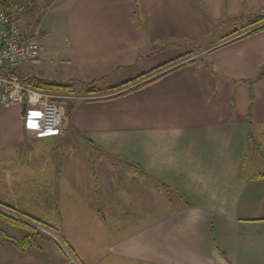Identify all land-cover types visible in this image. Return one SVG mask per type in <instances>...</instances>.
<instances>
[{"label":"crops","instance_id":"crops-1","mask_svg":"<svg viewBox=\"0 0 264 264\" xmlns=\"http://www.w3.org/2000/svg\"><path fill=\"white\" fill-rule=\"evenodd\" d=\"M21 1L17 9L22 3L8 0L7 11L20 36L36 39L39 48L18 73L70 82L73 93L66 95L75 97V106L50 133L39 128L36 112L28 120L26 108L10 106L3 147L19 148L29 138L32 147L35 140L47 144L49 154L36 163L41 168L29 201L36 207L22 205L26 195L19 188L6 189L0 199L54 222L84 264H106L102 257L90 260L77 242L100 256L108 226L102 210L115 215L120 206L107 198L118 194L98 180L92 162L112 158L173 189L181 203L143 225L116 223L128 229L106 246L110 261L264 264V171L253 166L264 156H250V171L243 170L250 130L264 134V28L247 35L262 23L241 28L264 17V0ZM222 19L231 21L226 33L216 30ZM193 48L200 58L127 93L77 95L87 88L78 80L118 85ZM259 75L251 86L244 81ZM83 145L85 155L75 150ZM89 149L99 158H90Z\"/></svg>","mask_w":264,"mask_h":264},{"label":"rangeland","instance_id":"rangeland-1","mask_svg":"<svg viewBox=\"0 0 264 264\" xmlns=\"http://www.w3.org/2000/svg\"><path fill=\"white\" fill-rule=\"evenodd\" d=\"M18 2L22 3H18L19 6L22 5L20 6L22 9L24 2L21 0H18ZM230 22L231 21L222 19L217 24L216 30H223L225 33L228 32L232 27L231 25H228ZM235 24L238 25L236 22ZM204 43L205 42L201 44L200 48L204 46ZM200 52L201 51L198 48H193L190 51L191 55L184 58H187L186 60L179 61L173 65L190 60L191 58H200ZM136 83H138V81ZM134 84L135 83H132V85L126 86L123 89H129L134 86ZM83 92L84 91L82 90L81 92H78L77 95H82L81 93ZM74 99L75 97L62 99V104L67 107V101ZM11 108L13 107L4 108L0 105V198L5 197L3 193H6V189H9L10 193H12L11 189L19 188L20 191L26 195L22 200V205L26 203L25 205L32 209L33 207H36V205L29 203L33 196L30 193L31 190H33L32 187L34 186V181L37 177V171L41 168V165L38 166L36 163L39 161L45 162L47 159L46 156L49 154V148L47 147V144L41 143L43 142L41 140H35V146L32 147L29 145L32 144L30 143L31 140L29 138L26 139L28 142L20 143V146L18 145L19 148L12 145L3 147V143H5L6 140L4 138L7 134V128H11V124L5 122L7 119L13 117V110ZM66 109L67 108H65L64 112V120L67 113ZM34 112L35 109L33 107H28L26 109V118L28 120L32 117L36 118L32 115ZM250 134L251 136L248 135L245 146V163L247 164L243 167L244 171H250V163L247 161L250 156L253 155L255 158L264 156V134H262L261 130L259 131L256 129H251ZM42 140L46 141L45 139ZM73 140H78V137L73 135ZM81 147H76L75 150L78 152L82 150L85 155L86 149L84 145L82 149ZM88 154L90 158L98 157V154L93 149H89ZM93 161L92 164L98 180L109 182L111 184L110 187L114 188V191L118 194H113L114 196L110 195V197L107 198L111 200V198L114 197V205L120 206L116 214H120L121 216L117 218L115 216L116 214L111 215L106 210H102L107 216L108 226H104L106 227V236L101 237L98 244V249H100L101 252L100 256L95 254L93 257L92 255L95 252H89L87 244H84L83 242L77 243H80L82 251L89 256L90 260L93 261L97 257H102L104 259L103 261L108 264L112 262L110 261L112 258H110L109 253L105 250L106 246L116 237V233H121L128 229L126 228L127 226L118 229L115 227L116 223L124 219L123 222H126L127 225L131 223H134L136 226L143 225L146 222L162 217L177 208L181 203V199L173 189L149 179L135 168L130 167V165H126L122 162L120 163L118 160L112 158L104 157L101 159H93ZM253 166L256 167L258 171H264V162H254ZM97 195L98 197L102 196L101 191H99ZM20 207H22L21 204ZM41 213L45 214L43 212ZM98 224L101 225L102 223L99 222ZM69 228L74 237H80L78 226L72 225ZM38 231L40 233L36 237V245L31 247L27 246L22 253L17 250L12 243V239L22 238L25 235L26 230L21 227H15L3 219H0V264H84L82 260L79 259L80 257L77 256L75 250L72 253V256L68 250L62 246L61 240H65V236L60 232L59 228L58 234L40 226H38ZM111 264L120 263L112 262Z\"/></svg>","mask_w":264,"mask_h":264},{"label":"built area","instance_id":"built-area-1","mask_svg":"<svg viewBox=\"0 0 264 264\" xmlns=\"http://www.w3.org/2000/svg\"><path fill=\"white\" fill-rule=\"evenodd\" d=\"M20 9V6L15 5ZM38 42L34 38H22L19 26L0 5V105L33 107L38 115L37 124L44 132H57L64 120L66 94L39 90L24 78L18 69L26 60L37 56Z\"/></svg>","mask_w":264,"mask_h":264},{"label":"trees","instance_id":"trees-1","mask_svg":"<svg viewBox=\"0 0 264 264\" xmlns=\"http://www.w3.org/2000/svg\"><path fill=\"white\" fill-rule=\"evenodd\" d=\"M7 2H8V0H0V5L6 13H8ZM263 22H264L263 16H257L256 18L247 21L246 24H244L241 28L251 27V26H254V25L259 24V23H262V24L259 25L258 27H255L254 29L248 31L244 35H247L251 32L263 29L264 28ZM236 31L237 30L234 29L230 33L226 34L223 37L225 39L230 38L231 36L234 35V33ZM244 35H242V36H244ZM229 41H232V40H229ZM189 55H191L190 51H187L184 54L176 56L175 58L170 59V60L156 66L155 68H153L152 70H150L146 73H143V74L136 76L132 80H128V81H125L121 84L114 85V86H107L105 88H99L93 84V81H88V82H84L81 80H78V81L81 82V84L83 86L87 87L84 91L85 95H105V94L109 93V95L106 97H113V96H117V95H120L123 93H127L132 89L139 88V87L155 80L156 78L160 77L164 73H167L168 71L182 65L183 63L185 64V63L193 62L194 60H193V58H191L190 60L178 63L177 65H173V64L181 61L182 59H184L185 57H187ZM156 72H159V73L154 75ZM147 76H149V77L146 80H141V79H145ZM259 77H260V75L256 76L253 80L252 79H244V81L246 83H248L249 86H251L255 81H257L259 79ZM138 80H141V81H138ZM135 81H138V83H136ZM130 82H134L135 83L134 86H132L129 89H122L124 86H126ZM31 84L34 88L39 89V90H45V91L58 93V94H72L73 93V87H72V84L70 82L56 81V80L48 79V78H34L31 80ZM252 99H253V94H252V91L250 88V92H249L250 103H251ZM67 102H68V106L66 107L67 108L66 109L67 110L66 116L69 118V117H71L72 110L75 106V100H68ZM249 136H251V134ZM87 141L90 143V145L94 146V144L91 140L87 139ZM97 213L104 220V216L102 215V213L100 212L99 209H97ZM0 219H3L4 221L10 223L11 225H13L15 227H19V228L21 227V228L26 230V233L22 238L12 239V243L15 245V247L19 251H25L27 246L31 247V246L36 245L35 244L36 237L40 233L38 231V226L46 228V229L58 234V227L54 222L47 220L45 218H42L40 216L31 214L26 210L19 209L15 206L9 204L8 202L1 200V199H0ZM1 233H3V232H1ZM61 243H62V246L65 247L68 250V252L73 256L72 253L74 252V250L71 247V245L68 243V241L66 239L61 240Z\"/></svg>","mask_w":264,"mask_h":264},{"label":"water","instance_id":"water-1","mask_svg":"<svg viewBox=\"0 0 264 264\" xmlns=\"http://www.w3.org/2000/svg\"><path fill=\"white\" fill-rule=\"evenodd\" d=\"M21 107H22V109L24 110V108H25V103H23V104L21 105Z\"/></svg>","mask_w":264,"mask_h":264}]
</instances>
